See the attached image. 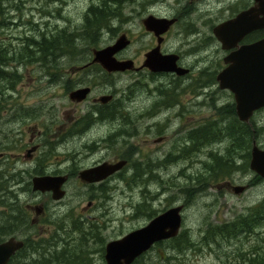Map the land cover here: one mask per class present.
<instances>
[{"label": "flooded vegetation", "instance_id": "af4514ba", "mask_svg": "<svg viewBox=\"0 0 264 264\" xmlns=\"http://www.w3.org/2000/svg\"><path fill=\"white\" fill-rule=\"evenodd\" d=\"M125 3L128 7H132L128 12V16H132L134 10L142 16L139 17L137 34L148 40L144 50L137 53L136 58L133 55L120 58L121 51L116 54V58L119 60H131V69L111 72L104 69L99 62L92 60L94 57L93 50L102 48L97 46L90 49L87 55L88 59L79 62H35L31 59L26 60V58L21 62H17V65L24 64L26 68L33 66L32 69L34 70L37 68L34 65L38 66L37 76L31 79V81L34 80L32 84L35 87L24 84L21 74L13 80L12 84L10 83L12 81H8V84L5 83L2 86L1 82L9 80V78L6 79L0 76V99L2 98L0 100V178L11 177L7 182V187L6 185H0V244L10 240H13V243L21 242V246L15 249L5 261H0V264H57L53 257L67 250V246L76 239L84 241L92 239L95 243H99V248L92 251L93 253L89 256L88 252L86 255L79 256L80 259L84 260L80 264H106L105 245L108 241L121 238L132 230L146 226L155 217L175 206H133L129 217L135 220L137 224L126 232L115 234L112 238L108 236V239L101 235V223H89V218H93L90 217V212L98 207L96 202L97 204L100 203L99 199L103 198L106 204L108 198L110 199L112 196L108 195V192L112 190V180L121 179L120 177L129 172H132L135 177L141 172V176L148 177V162L142 165V171H139V162L135 156L140 153L138 151L132 153L133 144L130 143V138L136 137L140 132L141 134L144 131L147 133L149 130L154 129L159 134L156 141H163L168 136L164 133L163 127L160 126V120L166 114H190L194 111L187 108V106L181 110L180 104L183 100L189 101V103L211 105L214 99L212 92L219 88L217 74L232 63L235 54L244 45L264 39V26H258L250 30L237 42L232 41L233 45L228 47H224L214 34V28L218 24L233 20L243 13H246V17H257L260 20L264 17V4L261 3V0H125ZM128 16L127 22L132 25L134 19ZM149 17L173 22L164 32L156 35L153 30H149L145 26L144 21ZM46 35L52 34L46 33ZM125 35L129 41L127 47H129L135 42L136 36L130 27L126 29ZM25 37L29 38L30 36ZM156 47H158L161 55L174 56L176 67L184 70V73L151 71L144 63L146 54ZM255 58H260V55L250 56L249 59L254 60ZM0 68L2 73L5 69L1 64ZM14 72L16 73V71ZM122 75L129 76L130 83L124 91L119 92L116 87V79L117 76ZM141 77L144 78V81L140 80ZM80 89L86 90L85 96L81 100H73L71 93ZM219 90L225 94V98L218 101L216 105L214 104V116L217 118L234 116L238 119L233 92L229 89L219 88ZM138 93L151 98V101L140 110L131 111L126 109L124 107L125 102L134 101ZM215 99L219 100L217 97ZM210 108L212 109V106ZM262 110L264 108L255 110L252 117ZM4 118H6L5 122L3 121ZM61 120H64L63 124L60 122ZM206 124L198 127H204ZM253 125L257 126L255 123ZM4 126L12 128L11 131H4ZM158 126L162 128L163 132ZM172 126L170 124L168 128ZM54 127H58L59 134L51 135L48 133ZM198 127L193 126L188 129L192 131ZM253 132H255V128ZM189 135L186 134L182 147L192 145L193 136L189 137ZM15 136L16 138H14ZM3 139H5V142H3ZM68 139L75 140L80 146L89 150L96 152L103 149L106 150V153L108 150H112V146L116 143H130L125 154L112 156L111 153V157H108V154L102 155L96 158L92 166L87 168L104 162L114 163L119 160H124L126 164L121 170L94 183L83 182L80 179L79 172L82 170L77 172L78 174H75L74 171L64 174L59 169L47 170L45 167L47 158L52 154L54 146L56 144L66 146ZM141 141L147 142L148 139H142ZM216 141L222 142V140L216 139L215 142L210 144L216 143ZM227 141L226 145L228 144ZM192 146L195 148V145ZM14 147L21 149L14 154L15 161L10 159L7 163L3 150ZM190 148L189 151L195 150L192 147ZM45 149L46 151H41ZM250 150L251 147L249 149L248 164L251 158ZM232 151H236V154L226 156L223 151L221 155L236 166L239 164L238 160L243 159L242 161H245L246 157L243 149ZM172 153L170 151L167 157L162 154L155 161V165L151 166L152 172H156L158 179L159 170L163 163L174 160V157H176H171ZM179 154H181V148ZM24 159H29L26 160L29 162L22 161ZM150 164L152 165V163ZM61 173L66 176V182L70 177L76 176L82 186H86L90 190L97 187L100 190L95 188L99 191V195L90 194L88 196L86 205L80 208L79 221L76 223L71 221L70 228L59 217L53 220L52 217L59 214L56 211H49L48 206L37 207L33 201H26L21 205L18 191L16 193L13 185H10L13 182L22 180L25 175H31L32 177L41 175L59 176ZM263 181V178L253 173V176H250L241 185H236L226 178L225 186L226 191L233 193H235V187L242 186L243 190L240 193H243L252 187L258 186ZM64 190L65 195L63 198L66 196V189ZM63 198L54 201V206L62 202ZM263 200L264 195L262 199L254 201L251 207L242 208L234 216V219L216 225L217 227H224L237 223L232 222L236 219L239 220L237 223L239 226L237 236L231 237L222 232L218 234L212 232V235H210L209 232L211 239H215V237L221 239L238 238L239 241H242V247L236 251L235 257L232 259V261L237 260V264H260V258L264 254V215L261 214L264 205H260ZM70 212L66 213V218L70 217ZM71 231L73 234L76 232L79 234L77 238L72 237ZM178 233L174 237L153 243L132 264H179V260L174 254L176 250L178 252L181 250L180 233ZM262 239L263 243L260 244ZM71 250L75 251L72 248ZM209 250L214 252L213 248ZM95 257H98L97 263L93 260ZM221 260L222 264H227L223 257H221Z\"/></svg>", "mask_w": 264, "mask_h": 264}, {"label": "rangeland", "instance_id": "374dc122", "mask_svg": "<svg viewBox=\"0 0 264 264\" xmlns=\"http://www.w3.org/2000/svg\"><path fill=\"white\" fill-rule=\"evenodd\" d=\"M96 3H99V0H8L1 2L3 9L2 15L0 16V24H2L0 25L2 26L0 27V45L3 44V48L6 47L5 49H7V51L10 50V52H13L12 50L18 51L20 48L26 46L25 38L28 37L25 36L35 37L40 35L41 32L55 34L63 29L79 32L82 29V23L85 20L88 7ZM112 7L114 6L112 5ZM9 8L13 9L9 10ZM131 9L132 7H128L124 2L117 12L120 13V17H111L108 26L99 30L94 44L91 45V43L86 44L82 41H78L75 58L73 57L74 55H63L58 58V61L60 59V62L68 63L70 61L79 62L86 60L92 47H104L113 43L119 35L126 32L128 27L132 29L136 39L132 45L121 51L122 53L119 57L123 58L124 56L133 55L136 58L137 53L144 50L148 40H145L144 37L137 34V28L139 29L138 23L140 22L139 17L142 16H140L136 10L132 12V16H128V12ZM127 16L133 17L134 22L132 25L127 22ZM7 23L8 26H6ZM25 26L29 27L25 29ZM20 33L22 35H20ZM78 56H80L79 59L77 58ZM10 61L8 60L6 65H3V68L6 69L4 73L2 72V77L5 76V78L11 79L3 80L1 85L3 86V84L8 81L13 82L20 73L23 76L24 84L35 87V85L32 84L34 80L31 81V79L37 76L38 66L34 65V67H37L34 70L32 69L33 66H28V68H26L24 64L17 65L18 61L15 59H11ZM16 65L18 66V71L16 70L17 67L15 68ZM15 70L16 73L14 72ZM2 73L0 72V74ZM7 75L10 76L6 77ZM140 80L144 81V78L141 77ZM128 83H130L129 76H117L116 87L119 92L124 91ZM212 95H214V99L211 105H202L195 102L189 103V101L183 100L180 104L181 110L187 106V108L194 110L190 114H166L159 122L161 124L160 126L164 129V133L168 136L164 138L163 141H156L159 134H157L154 129L149 130L147 133L146 131L142 134L140 132L136 137L130 138V143L133 144L132 153H136V151L140 153L135 156L140 166L144 165L146 162L152 163V165L149 164V168H147L150 172H152L151 166L155 165V161L162 154L167 157L170 151L171 153L174 151L171 157L176 156L174 157V160H176H169L167 164L163 163V168L159 170V179L156 176H152V174L157 175L156 172L150 173V176L147 178H145L144 175L135 177L129 172L128 174L125 173L123 177H120L121 179L112 180V190L108 192V195L112 196L108 199V202L105 204L103 198H98L100 202L98 204L96 202L98 207L90 212V217L93 218H89V223H101V235L107 239L108 236L112 238L115 234L126 232L135 226L137 222L129 217L130 210L133 206L145 204L158 207L182 204L184 209L182 212L180 234L190 239L192 246L188 247L182 245L179 252L178 250L174 252L179 260V264H222L221 257H223V260L227 264L238 263L237 260L232 261V259L235 257L236 251L242 247V241H239L238 238L221 239L220 237H215V239H211V237H209V232L210 235H212L211 233L217 228L216 225L234 219V216L241 211L242 208L251 207L254 201L262 199L264 195V181L258 186L252 187L243 193L235 194L226 191V178L236 185H241L245 183L250 176H253V172H251L248 167L246 168V166H244L245 161L243 162V159L238 160V169L232 168L230 172L233 171L230 174H222L219 175L218 179H212L214 176H218V174L216 172L212 174V171L208 169L207 165L213 163V155L216 153L221 155L224 151L226 156L228 155L230 146L229 143L226 145V141H216L214 144L200 146L198 149L194 151L190 150L188 154H183L181 157V154H179L180 148H185L182 147V145L189 131L188 128L211 123L213 120L217 119V117L214 116V104L216 105L218 101L223 100L225 94L220 91L219 88H216V90L212 92ZM216 97L219 100H216ZM150 101L151 98L146 97L142 93H138L134 101H126L124 107L131 111H136L143 109ZM5 103H7V101H5ZM211 106L212 109L210 108ZM60 122L63 124L64 120ZM254 123L257 124L256 131H258L256 132V143L260 148L264 149V130L258 128L264 126V110L256 113L250 119L249 124L253 125ZM170 124L173 126L168 128ZM160 126H158V128L163 132ZM11 129L12 128L8 126L3 127L4 131H11ZM48 133L55 135L59 134L60 130L58 127H54ZM26 137L28 136L26 135ZM161 137H163V135H161ZM44 138L42 139L44 140ZM142 139H148V141H141ZM67 141L68 144L66 146H61L60 144L54 146L52 154L47 158L45 166L47 170L59 169L64 172V174L74 171L76 174L80 170L92 166L96 158L102 155L108 154V157H111V153L112 156L115 154H125L126 151H128L127 146L130 144L122 142L116 143L112 146V150H108L109 152L107 151L106 153V150L103 149L95 152L84 148L72 139H68ZM3 142H5V139H3ZM20 149L21 148L14 147L3 150L7 163L10 159L15 161L14 154L19 152ZM41 151H46V149ZM243 152L245 155V151ZM231 154H236V151H232ZM123 157L125 158V156ZM26 160L29 159H24L22 161L29 162ZM22 167H24V165H22ZM129 174L132 175V177L130 176V178H128ZM201 174H203V176ZM61 175L63 174L61 173ZM196 177L199 178L195 179ZM132 178H135V182L132 181ZM22 179L24 181L20 180L10 184L18 191L20 204L23 205L26 201H33L36 206H48L49 211H56V213L59 214L52 217L53 220L59 217L65 221L68 228H70L71 221L74 222L79 217L80 208L86 205L88 196L90 194L99 195V188L95 187L98 190L95 188L90 190L88 187L82 186L79 179L73 176L64 184V189H66L65 198H63L62 202L54 206V201L51 199L49 193L32 191L31 175H25ZM221 188L224 190L220 191L219 189ZM69 211L72 213L70 212V217L66 218L65 215L69 213ZM73 217L75 218L73 219ZM76 233L73 234L72 232V237L77 238L79 234ZM262 243L263 239L260 244ZM208 244H210V246H208ZM69 246H74L72 247L73 250L79 253L83 252L84 255L88 252L89 256L93 253L92 251H96L99 248V243H95L92 239L86 241L76 239L69 244L67 248H69ZM210 248H213L214 252H210ZM93 260L97 263L98 257H95Z\"/></svg>", "mask_w": 264, "mask_h": 264}, {"label": "water", "instance_id": "95a60500", "mask_svg": "<svg viewBox=\"0 0 264 264\" xmlns=\"http://www.w3.org/2000/svg\"><path fill=\"white\" fill-rule=\"evenodd\" d=\"M264 4V0H261ZM246 13L233 20L222 22L214 28V34L224 47L232 46V41L237 42L250 30L264 26V17H246ZM165 19H145L147 29L153 30L156 35L164 32L170 23ZM260 22V23H259ZM128 39L122 33L116 40L104 48L93 50V61L99 62L107 71H125L132 68L131 60H119L116 54L128 46ZM260 58L249 59L250 56ZM264 39L244 45L235 54L232 63L217 74L218 86L229 89L234 94L235 108L240 121L248 122L255 110L264 107ZM151 71H175L183 74L184 70L176 67L175 57L161 55L158 47L146 54L144 63ZM86 90H76L71 93L73 100H81ZM124 160L114 163H101L97 166L80 171L83 182L94 183L101 181L109 175L121 170L125 166ZM249 168L260 177L264 178V149L258 147L256 141L252 143ZM66 176L41 175L31 179L33 192H50L52 200L64 197L63 185ZM242 186L235 187L234 192L240 193ZM182 205H176L163 214L158 215L146 226L132 230L121 238L110 240L105 245L106 264H131L139 255L145 252L153 243L177 235L182 221ZM21 242L13 243L10 240L0 244V261H5Z\"/></svg>", "mask_w": 264, "mask_h": 264}, {"label": "trees", "instance_id": "16d2710c", "mask_svg": "<svg viewBox=\"0 0 264 264\" xmlns=\"http://www.w3.org/2000/svg\"><path fill=\"white\" fill-rule=\"evenodd\" d=\"M4 1H8V0H4ZM4 1L0 0V16L2 15V9H3L1 6V2H4ZM124 2L125 0H99V3L92 4L91 7L89 6V9L87 13L85 14V20L82 23L81 31L79 32L78 31H68L66 29H63L49 36L46 35V33L41 32L40 35H37L33 38H27V39L25 38L26 46L20 48V50L18 51L19 54L17 51L10 52L9 50L7 52V49L5 50V48H3L0 45V51L2 50L0 52V56H1L0 61L2 62V63L0 62L1 65L2 66L3 64L6 65L7 61L13 58L14 59L16 58L15 60H17V58L18 60H23L26 58V60L31 59V60L42 61V62H48V61L54 62V61H58V58L63 55H68V56L75 55V51L78 46L77 42L82 41L83 43H86V44H89V43H91V45L94 44V41L96 40V37L99 34V30L103 27L108 26V23L111 17H120V13H117V12L120 10V7ZM112 5L114 7H112ZM28 39H29V42H28ZM1 76H3V74H1ZM254 128H255V132H253ZM259 129L264 130V126L259 127ZM256 132L258 131H256V127L254 125L251 126L248 123L241 122L234 116H229V117H224V118L219 117L216 120H213L211 123L206 124V126L204 127H198L196 130H192L188 132V134H190L189 137L193 136L192 145H195V148L192 145L185 146V148L181 149V156L183 154H188L190 147L194 149H198L200 146L210 144L211 142H215V140L218 138L219 139L223 138L221 139L222 141H227V140L230 141L228 142L230 146L228 155L231 154L232 150L243 149V151H245L246 158H245L244 166H246L247 168L249 149L251 147L252 139L257 138ZM212 164L207 165L208 169L212 171V174L213 172H216L218 174V176H214L212 178L213 180L218 179L219 175L230 174L233 171L232 170L230 172L232 168H239V166L233 165L230 160L224 159L223 155H218V154L213 155ZM201 175L203 176V174ZM196 179H198V177H196ZM132 181L135 182V180L133 179ZM260 205L261 206L264 205V200L260 203ZM261 214L264 215V209H261ZM238 221L239 220L236 219L235 221H232V222L238 223ZM237 223H234L232 225H227L224 227H217L213 232L215 234L222 232L231 237L237 236L238 227H239ZM179 241H180V248L182 245L184 246L190 245L189 239L184 235H181V234L179 235ZM72 247L74 246H69L70 249L68 248L67 250H64L63 252L58 253L60 254L58 257H57L58 254H56L53 257V260L58 264H80L82 263L84 260L79 258L81 254H78L79 252L72 251L71 250ZM260 261H261L260 262L261 264H264V254L263 256H261Z\"/></svg>", "mask_w": 264, "mask_h": 264}, {"label": "bare ground", "instance_id": "6f19581e", "mask_svg": "<svg viewBox=\"0 0 264 264\" xmlns=\"http://www.w3.org/2000/svg\"><path fill=\"white\" fill-rule=\"evenodd\" d=\"M20 2H21V1H20ZM90 4H91V3H90ZM110 5H111V4H110ZM90 7H91V6H90ZM10 9H13V8H9V10H10ZM86 9H87V8H86ZM88 9H89V8H88ZM6 10H7V9H6ZM86 11H87V10H86ZM4 17H5V16H4ZM7 17H8V16H7ZM49 17H50V15H49ZM10 18H11V17H10ZM13 18H14V17H13ZM5 19H6V18H5ZM14 19H15V18H14ZM3 20H4V19H3ZM60 20H61V19H60ZM1 21H2V20H1ZM14 21H15V20H14ZM62 22H63V21H62ZM67 22H68V21H67ZM30 23H31V22H30ZM12 24H13V23H12ZM14 24H15V23H14ZM55 24H56V23H55ZM0 25H2V24H0ZM15 25H16V24H15ZM25 25H26V24H25ZM30 25H31V24H30ZM3 26H4V25H3ZM6 26H8V23H7ZM23 26H24V25H23ZM36 26H37V25H36ZM0 27H2V26H0ZM4 27H5V26H4ZM26 27H27V26H25V29H26ZM28 27H29V26H28ZM28 27H27V28H28ZM12 28H13V27H12ZM31 28H32V27H31ZM34 28H35V27H34ZM34 28H33V29H34ZM46 28H47V27H46ZM64 28H65V27H64ZM4 29H5V28H4ZM4 29H3V30H4ZM21 29H22V28H21ZM35 29H36V28H35ZM52 29H53V28H52ZM17 30H18V29H17ZM22 30H23V29H22ZM27 30H28V29H27ZM31 30H32V29H31ZM47 30H48V29H47ZM58 30H59V29H58ZM24 32H26V31H24ZM27 32H28V31H27ZM37 32H38V31H37ZM62 32H63V31H62ZM39 33H40V32H39ZM18 34H19V33H18ZM25 34H26V33H25ZM29 34H30V33H29ZM33 34H34V33H33ZM36 34H37V33H36ZM36 34H35V35H36ZM3 35H6V34H3ZM20 35H22V34L20 33ZM20 37H21V36H20ZM31 37H32V36H31ZM1 38H2V37H1ZM14 38H15V37H14ZM18 38H19V37H18ZM36 38H37V37H36ZM41 38H42V37H41ZM43 38H44V37H43ZM26 39H27V38H26ZM4 40H5V39H4ZM10 40H11V39H10ZM10 40H9V41H10ZM30 40H31V39H30ZM38 40H39V39H38ZM31 41H32V40H31ZM33 41H34V40H33ZM39 41H40V40H39ZM41 41H42V40H41ZM28 42H29V39H28ZM3 43H4V42H3ZM37 43H38V42H37ZM30 44H31V42H30ZM2 45H3V44H2ZM5 48H6V47H5ZM81 48H82V47H81ZM5 50H6V49H5ZM32 50H33V49H32ZM36 50H38V49H36ZM1 51H2V50H1ZM1 51H0V52H1ZM34 51H35V50H34ZM34 51H32V52H34ZM5 52H6V51H5ZM7 52H8V51H7ZM25 52H26V51H25ZM28 52H29V51H28ZM35 52H36V51H35ZM81 52H82V51H81ZM1 54H3V53H1ZM4 54H5V53H4ZM18 54H19V52H18ZM21 54H22V53H21ZM25 54H26V53H25ZM28 54H29V53H28ZM81 54H82V53H81ZM35 55H36V54H35ZM83 55H84V54H83ZM83 55H82V56H83ZM4 56H5V55H4ZM4 56H3V57H4ZM12 56H13V55H12ZM14 56H15V55H14ZM17 56H18V55H17ZM74 56H75V55H74ZM3 57H2V58H3ZM23 57H24V56H23ZM79 57H80V56H78L77 58L79 59ZM0 58H1V56H0ZM21 58H22V57H21ZM21 58H20V59H21ZM72 58H73V57H72ZM74 58H75V57H74ZM77 58H76V59H77ZM10 59H11V58H10ZM13 59H14V58H13ZM15 59H16V58H15ZM81 59H82V58H81ZM87 59H88V58H87ZM0 60H1V59H0ZM4 60H5V59H4ZM23 60H24V59H23ZM2 61H3V60H2ZM9 61H10V60H9ZM17 61H18V62H19V61L21 62L22 60H18V58H17ZM17 61H16V62H17ZM59 61H60V59H59ZM0 62H1V61H0ZM4 62H5V61H4ZM10 62H12V61H10ZM70 62H71V61H70ZM1 63H2V62H1ZM1 63H0V64H1ZM14 63H15V62H14ZM22 63H24V62H22ZM71 63H73V62H71ZM3 65H4V64H3ZM2 67H3V66H2ZM7 67H8V66H7ZM16 67H17V65H16ZM8 68H9V67H8ZM13 68H14V67H13ZM48 68H49V67H48ZM55 68H56V67H55ZM5 69H6V68H5ZM17 69H18V68H17ZM0 70H2V69H0ZM8 70H9V69H8ZM18 70H19V69H18ZM3 71H4V70H3ZM3 71H2V72H3ZM9 71H10V70H9ZM15 71H16V70H15ZM54 71H55V70H54ZM0 72H1V71H0ZM7 72H8V71H7ZM12 72H13V71H12ZM46 72H47V70H46ZM51 72H52V71H51ZM3 73H4V72H3ZM3 73H2V74H3ZM44 73H45V72H44ZM52 73H56V72H52ZM6 74H7V73H6ZM14 74H15V73H14ZM58 74H59V73H58ZM58 74H57V75H58ZM19 75H20V73H19ZM9 76H10V75H9ZM9 76L7 75L6 77H9ZM16 76H17V74H16ZM50 76H51V73H50ZM4 77H5V76H4ZM12 77H13V76H12ZM46 77H47V76H46ZM58 77H59V76H58ZM6 79H7V78H6ZM9 79H11V78H9ZM49 79H50V78H49ZM59 79H60V78H59ZM15 82H16V81H15ZM8 83H9V82H8ZM8 83H7V84H8ZM10 83H11V82H10ZM12 83H13V82H12ZM12 83H11V84H12ZM4 87H5V86H4ZM6 89H7V88H6ZM1 99H2V98H1ZM1 99H0V100H1ZM122 107H123V106H122ZM5 119H6V118L3 119L4 122L6 121ZM1 121H2V120H1ZM0 123H1V122H0ZM0 126H1V125H0ZM12 137H13V136H12ZM10 138H11V137H10ZM14 138H16V136H15ZM12 139H13V138H12ZM164 163H165V162H164ZM149 164H150V163H148L147 168H149ZM166 164H167V162H166ZM136 166H137V165H136ZM138 168H139V171H140V170L142 171V166H140V163H139V165H138ZM158 168H159V167H158ZM160 168H163V167H160ZM36 171H37V170H36ZM36 171H35V173H36ZM33 172H34V171H33ZM12 173H13V172H12ZM12 173H11V174H12ZM131 173H132V172H131ZM147 173H148V177L150 176V173L152 174V172H150V171H148ZM9 174H10V173H9ZM138 174H139V175H136V176H141L142 172H141V174H140V173H138ZM7 175H8V174H7ZM18 175H19V173H18ZM130 176L132 177V175L129 174V177H128V178H130ZM152 176H156V177H157V175H153V174H152ZM9 178H11V177H9ZM9 178H8V177H5V178H3V179L0 178V185H1V186L6 185V187H7V185H8L7 182H8V180H9ZM24 178H25V177H24ZM198 178H199V177H198ZM132 179L135 180V178H132ZM195 179H196V178H195ZM22 180H23V179H22ZM109 180H112V179H109ZM129 180H130V179H129ZM23 181H24V180H23ZM191 184H192V183H191ZM188 185H189V184H188ZM205 186H206V185H205ZM14 190H15V189H14ZM99 191H100V190H99ZM16 193H17V191H16ZM97 193H98V192H97ZM103 193H104V192H103ZM4 195H5V194H4ZM108 199H109V198H108ZM60 223H61V222H60ZM53 224H54V223H53ZM55 224H56V223H55ZM56 225L58 226V224H56ZM84 251H85V250H84ZM86 252H87V251H86Z\"/></svg>", "mask_w": 264, "mask_h": 264}]
</instances>
